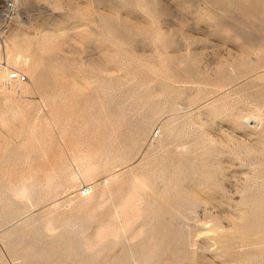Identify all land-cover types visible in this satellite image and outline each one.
<instances>
[{
    "label": "rangeland",
    "instance_id": "rangeland-1",
    "mask_svg": "<svg viewBox=\"0 0 264 264\" xmlns=\"http://www.w3.org/2000/svg\"><path fill=\"white\" fill-rule=\"evenodd\" d=\"M263 28L264 0H0V44H10L13 50L30 51L39 63L32 75L20 69L28 76L20 91L19 84L7 83L6 74L0 72V264H35V261L36 264H79L81 261L85 264L92 261L91 264H138L142 261V264H264V216L259 214L263 212H259L260 209L264 210ZM41 56H44L42 60H38ZM6 57L3 55L0 60L6 61ZM6 62L11 66L10 61ZM75 72L78 74L74 77L71 73ZM51 75L53 80H50ZM54 80L60 82L56 84ZM53 82L57 86L51 84ZM41 83L43 87L39 85ZM91 84L95 85L90 88ZM92 89L100 95L95 96ZM88 94L93 97L88 98ZM89 102H93L92 105ZM172 104L176 105V110ZM92 106L95 107L93 114ZM88 107L91 113L86 109ZM163 108L169 109L162 111ZM83 110L90 116L87 117L85 114L88 113L84 114ZM113 110L119 115L116 116ZM76 111L80 113L76 114ZM81 112L82 115H78ZM119 112L124 116L127 113V121ZM113 113L123 120H116ZM112 116L121 124L126 121L125 124L115 123ZM101 118L109 121L111 126L103 125ZM82 120L87 127L82 126H85ZM137 120L145 121L138 123L140 127L141 124L146 126L149 135L144 128L145 132L139 129ZM136 123L140 135L146 137H142L144 144L137 132L138 139L134 135L133 138L142 141L141 144L132 138L137 131ZM104 126L108 128L105 130ZM166 129L172 133L168 135ZM94 131L99 135H94ZM163 134L166 139L162 138ZM180 135L184 139H179ZM160 139L165 141L163 146H160ZM185 153L190 155L188 159ZM149 157L154 167L145 164L151 162ZM158 160L164 164L163 168L156 163ZM40 165L46 167L41 172ZM140 165L149 166V175L145 171V175L140 176L141 170H146ZM155 165L159 166V172ZM34 167L40 175L33 173ZM46 169L51 174L53 171L55 176L49 177L51 174ZM22 172H27L25 178L31 173L30 181L24 180ZM46 173H49L48 177ZM130 173L131 176L139 175L130 178ZM161 174L162 183L159 181ZM125 175L132 181H124ZM34 176H37L36 180ZM56 176H60L59 179ZM20 177L22 180L19 181ZM64 178L71 182L77 178V187L75 182L66 184ZM23 180L29 183L24 184ZM41 181L45 183L41 184ZM123 182L126 183L124 186L121 185ZM60 183H65L68 188ZM91 186L93 196L90 193L79 195L83 187ZM145 187L150 193L146 194ZM113 192H117L116 195ZM120 192H126L127 197L122 199L126 195ZM148 195L150 199H147ZM132 198H135L133 203ZM24 200L26 208L21 207L25 205H21ZM121 202L127 205L123 206L124 210ZM116 204H121L120 209ZM109 206H114L112 210L117 211L110 210ZM154 206H158V210ZM143 208H149V211H143ZM125 209L132 215L125 214ZM120 210L123 211L121 215L115 214ZM142 212L150 215L142 216ZM131 219L138 222L134 224ZM248 220L251 224L258 221L254 228L262 225L261 228L258 226L260 232L258 227L249 231L253 225L248 224ZM158 221L160 225L156 223ZM246 224L252 228L247 230L250 226L245 228ZM243 226L247 233L243 232ZM84 227L86 231L82 230ZM12 239L14 242L10 241ZM37 243H41L40 246ZM54 249L60 251L55 255ZM146 252L151 254L146 256ZM47 259L49 261L44 263Z\"/></svg>",
    "mask_w": 264,
    "mask_h": 264
},
{
    "label": "bare ground",
    "instance_id": "bare-ground-1",
    "mask_svg": "<svg viewBox=\"0 0 264 264\" xmlns=\"http://www.w3.org/2000/svg\"><path fill=\"white\" fill-rule=\"evenodd\" d=\"M263 29H264V28H263ZM263 33H264V31H263ZM262 36H263V34H262ZM44 39H45V38H44ZM44 39H43V40H44ZM46 39H48V38H46ZM262 39H263V38H262ZM49 40H51V39H49ZM17 41H19V40H17ZM44 41H45V40H44ZM47 41H48V40H47ZM261 41H262V40H261ZM4 42H5V41H4ZM262 42H264V41H262ZM10 43H11V41H10ZM17 43H18V42H17ZM19 43H20V42H19ZM41 43L43 44V42H41ZM1 44H2V43H1ZM1 44H0V57L3 56V55H4V57H5V55H7L6 58H8V59H6V61H7V60L10 61L11 63H10V62H9V63L11 64V66H12V64H13V66L16 67V69H19V71H20V69H22V70H26L30 75H32L33 73L36 72V70H37V65L39 64L38 61H36V59L34 58V57H36V55L33 57V56L31 55L30 51L23 52L22 49H21V50H18V49H17V50H13V49H14L13 46H12L13 49L9 47L10 44H9V45H6V44H5L6 47H5V45H1ZM3 44H4V43H3ZM32 44H33V43H32ZM262 44L264 45V43H262ZM262 44H260V45H262ZM27 46H28V45H27ZM32 46H34V45H32ZM36 46H37V45H36ZM260 47H261V46H260ZM18 48H20V47H18ZM32 48H33V47H32ZM38 48H39V47H37V50H39V52H40V49H38ZM29 49H30V46H29ZM27 50H28V48H27ZM31 51H32V50H31ZM32 52H33V51H32ZM45 52H46V51H45ZM50 52H51V51H50ZM35 53H36V52H35ZM35 53H34V54H35ZM32 54H33V53H32ZM40 54H41V53H40ZM44 54H45V53H44ZM41 55H42V54H41ZM46 55H47V54H46ZM44 56H45V55H44ZM44 56H43V57H44ZM48 56L50 57V54H49ZM43 57L41 56V59H40V58H37V59H38V60H42ZM45 57H46V59H48L47 56H45ZM0 61H2V60H0ZM43 61H44V59H43ZM262 61H264V60L262 59L261 62H262ZM43 63H44V62H43ZM244 63H245V62H244ZM244 63H243V64H244ZM245 65H246V64H245ZM249 66H250V65H249ZM14 67H13V68H14ZM41 68H42V67H41ZM41 70H42V69H40V71H41ZM244 70H245V69H244ZM38 71H39V70H38ZM40 71H39V73H40ZM44 71H45V70H44ZM0 72H1V74H3V73L6 74V76H4V75H3V76L6 77V80H5V81H6L7 83L16 82L17 84H19V86H17V88L19 87V88H18L19 91H20V86H22V84H23L24 82H26L27 79H28V76H27L24 72L20 71V72H21V77H20L19 79L15 80V81H11V82H10V81L7 79V70L4 69V70H2V71H0ZM46 72H47V70H46ZM48 72H49V71H48ZM48 72H47V73H48ZM72 73H73V72H72ZM72 73H71L72 76H74L75 74H78V73H76V72H75L74 74H72ZM49 74H51V73H49ZM56 74H57V73H56ZM34 75H35V74H34ZM53 75H54V73H53ZM1 76H2V75H1ZM39 76H40V74H39ZM35 77H37V75H36ZM50 77H51V78H50V80H51V79H52V75H51ZM53 77H54V76H53ZM58 77H59V76H58ZM61 77H62V76H61ZM74 77H75V76H74ZM2 78H3V77H2ZM64 78H65V76H64ZM72 78H73V77H72ZM72 78H71V79H72ZM76 78H78V75H77ZM4 79H5V78H4ZM4 79H3V80H4ZM35 79H36V78H35ZM37 79H40V78L37 77ZM62 79H63V78H62ZM79 79H80V77H79ZM32 80H33V78H32ZM44 80H45V79H44ZM52 80H53V79H52ZM77 80H78V79H77ZM40 81H41V80H40ZM55 81H56V80H54V82H55ZM57 81L60 82V80H57ZM57 81H56V84H57ZM38 82H39V81H37V83H38ZM41 82L43 83V80H42ZM45 82H46V81H45ZM54 82L51 83V84H55ZM59 82H58V83H59ZM1 83H2V82H1ZM4 83H5V82H4ZM39 83H40V82H39ZM42 83L39 84V85L41 86ZM71 83H72V81H71ZM56 84H55V85H56ZM68 84H69V83H68ZM68 84H67V85H68ZM84 84H89V82H88V83H84ZM3 85H4V84H3ZM24 85H25V84H24ZM27 85H28V84H27ZM39 85H38V87H40ZM49 85H50V84H49ZM55 85H54V86H55ZM58 85H59V84H58ZM67 85H66V86H67ZM69 85H71V84H69ZM94 85H95V84H94ZM94 85L91 84L90 88H91L92 86H94ZM4 86H5V85H4ZM4 86H3V87H4ZM56 86H57V85H56ZM56 86H55V87H56ZM9 87H10V85H9ZM12 87H13V86H12ZM30 87H31V86H30ZM41 87H43V86H41ZM52 87H53V86H52ZM52 87H51V88H52ZM55 87H54V88H55ZM96 87H97V86H96ZM96 87H93V88H96ZM111 87H112V86H111ZM4 88H5V87H4ZM17 88H16V89H17ZM56 88H57V87H56ZM60 88H62V87L60 86ZM100 88H101V87H100ZM16 89H15V90H16ZM18 89H17V90H18ZM27 89H28V88L26 87V90H27ZM32 89H33V85H32ZM67 89H68V87H67ZM98 89H99V87H98ZM106 89H108V88H106ZM26 90H25V91H26ZM55 90H56V89H55ZM55 90H54V89H51V91H55ZM58 90L60 91V89H58ZM58 90H57V91H58ZM92 90H93V89H92ZM96 90H97V88L95 89V91H96ZM100 90H101V89H100ZM102 90H103V89H102ZM102 90H101V91H102ZM22 91H23V90H22ZM22 91H21V92H22ZM28 91H29V90H28ZM30 91H31V90H30ZM57 91H55V92H57ZM64 91H65V89H64ZM90 91H91V90H90ZM90 91H88V92H90ZM93 91H94V90H93ZM93 91H92V92H93ZM95 91H94V92H95ZM97 91H98V90H97ZM31 92H33V91H31ZM44 92H45V91H44ZM46 92H47V89H46ZM98 92H99V91H98ZM107 92H108V91H107ZM22 93H23V92H22ZM41 93H42V92H41ZM47 93H48V92H47ZM64 93H65V92H64ZM75 93H76V92H75ZM99 93H100V92H99ZM99 93H97V94H99ZM103 93H104V90H103ZM108 93L111 94L110 92H108ZM108 93H107V95H109ZM24 94H25V93H24ZM29 94H30V93H29ZM90 94H91V92H90ZM90 94H88V95H90ZM92 94H93V93H92ZM95 94H96V92L94 93V95H95ZM97 94H96L95 96H97ZM43 95H45V93H44ZM46 95H47V94H46ZM46 95H45V96H46ZM68 95H69V94H68ZM88 95H87V97H88ZM99 95H100V94H99ZM111 96L113 97V95H111ZM63 97H64V96H63ZM90 97L92 98L93 96L90 95L88 98H90ZM112 97H110V100H111ZM76 98H77V96H76ZM114 98H115V96H114L112 99H114ZM77 99H78V98H77ZM95 99H96V98H95ZM95 99H94L95 102H96V100L98 101V99H96V100H95ZM104 99H105V98H104ZM104 99H101V100L104 101ZM73 100L75 101V99H73ZM106 100H108V98H107ZM114 100H115V99H114ZM114 100H113V101H114ZM90 101H91V100H90ZM102 101H100V102H102ZM113 101H111V102H112V104L115 105L116 103H113ZM67 102H68V100H67ZM98 102H99V101H98ZM98 102H97V103H98ZM108 102H109V100H108ZM173 102H174V101H173ZM69 103H70V102H69ZM74 103H75V102H74ZM90 103H91V102H89V104H90ZM92 103H93V102H92ZM92 103H91V105H92ZM106 103H107V102H106ZM31 104H32V103H31ZM71 104H72V103H71ZM83 104H84V103H83ZM98 104L101 106L100 103H98ZM98 104H96V105H98ZM109 104H110V103H109ZM109 104H108V105L105 104V105H107V107L103 105V110H104L105 107L108 108ZM175 104H177V103L175 102ZM110 105H111V104H110ZM172 105H173V104H172ZM70 106H71V105H70ZM72 106H73V105H72ZM83 106H84V105H83ZM93 106H95V104H93ZM93 106H92V108H91L92 110H91L89 107L86 108V109H88V110L90 109L91 112H92V111H94L93 109L95 108V107L93 108ZM165 106H166V105H165ZM165 106H164V107H165ZM167 106H168V105H167ZM96 107H97V106H96ZM114 107H115V106H114ZM173 107H174V105H173ZM177 107H178V105H177ZM73 108H74V107H73ZM98 108H99V106H98ZM98 108H97V110H98ZM174 108H175V110H176V105H175ZM174 108H172V109L174 110ZM108 109L110 110L111 108H108ZM123 109H124V108H123ZM163 109H164V108H163ZM168 109H169V108H167V109L165 108V109L162 110V111H166V110H168ZM170 109H171V108H170ZM90 110H89L88 112H90ZM99 110H100V109H99ZM101 110H102V108H101ZM109 110H108V111H109ZM117 110H119V109H117ZM117 110H116V111H117ZM120 110H121V109H120ZM173 110H171V111H172V112H175V111H173ZM66 111H67V110H66ZM69 111H70V110H69ZM73 111H74V110H73ZM83 111H85V110H83ZM104 111H105V110H104ZM104 111H102V112L104 113ZM106 111H107V110H106ZM106 111H105V112H106ZM113 111H115V110H113ZM116 111H115V114L117 113ZM122 111H123V110H122ZM122 111H121V113H122ZM124 111H125V110H124ZM124 111H123V112H124ZM160 111H161V110H160ZM177 111H178V110H177ZM78 112H79V111H76V114H77ZM86 112H87V111H85L84 114H85ZM88 112H87V113H88ZM91 112H90V113H91ZM97 112H99V111H97ZM169 112H170V110H169ZM169 112H167V113L169 114ZM61 113H62V112H61ZM69 113H70V116H71V112H69ZM79 113H80V112H79ZM94 113H95V112H94ZM100 113H101V112H99V114H100ZM111 113H112V112H111ZM119 113H120V112H119ZM121 113H120V114H121ZM31 114H32V113H31ZM66 114H67V113H66ZM66 114H65V115H66ZM74 114H75V113H74ZM74 114H73V116H74ZM92 114H93V112H92ZM115 114L113 113V116H115ZM126 114H127V113H126ZM126 114H125V116H126ZM171 114H172V113H171ZM25 115H27V114H25ZM25 115H24V116H25ZM58 115H59V112H58ZM61 115H62V114H61ZM67 115H69V114H67ZM78 115H82V112H81V114H78ZM78 115H77V116H78ZM85 115H86L87 117H88V115L90 116L89 113H88V114H85ZM95 115H98V113L95 114ZM100 115H101V114H100ZM117 115H119V114H116V116H117ZM122 115L124 116V114H121V118H123ZM62 116H63V115H62ZM83 116H84V115H83ZM86 116L84 117V119L86 118ZM102 116H103V115H102ZM106 116H108V115H106ZM106 116H105V117H106ZM110 116H111V114H110ZM113 116H112L113 121H115V119L117 120L118 117L115 116L116 118L114 119ZM125 116H124V119H125ZM35 117H36V115H35ZM59 117H60V116H59ZM91 117H92V115H91ZM96 117H97V116H96ZM105 117H103V118H105ZM126 117H127V116H126ZM23 118H26V117H23ZM57 118H58V116H57ZM57 118H56V120H57ZM64 118H65V116H64ZM64 118H63V119H64ZM68 118H69V117H68ZM70 118H71V117H70ZM75 118H76V117L74 116V119H75ZM78 118H79V117H78ZM81 118H82V117H81ZM89 118H90V117H89ZM89 118H87V119H89ZM93 118H94V117H93ZM97 118H98V117H97ZM108 118H109V117H108ZM119 118H120V117H119ZM119 118H118V119H119ZM127 118H128V117H127ZM127 118L125 119L126 121H127ZM28 119H29V118H28ZM39 119H41V118H39ZM60 119H61V118H60ZM63 119H62V120H63ZM91 119H92V118H91ZM99 119H100V118H98V120H99ZM109 119L112 120L111 117H110ZM170 119H171V118H170ZM170 119L167 120V121H170ZM32 120H34V119H32ZM37 120H38V119H37ZM75 120H76V119H75ZM94 120L96 121L95 118H94ZM101 120L103 121L104 119L101 118ZM121 120H123V119H121ZM121 120L119 119V121H121ZM144 120H145V119H144ZM146 120H147V119H146ZM146 120H145V121H146ZM171 120H172V119H171ZM41 121H42V120H41ZM68 121H69V120H68ZM68 121H67V122H68ZM77 121H79L80 124H81V119H80V118H79V120L77 119ZM77 121H76V122H77ZM86 121H87V120H86ZM88 121H90V119H89ZM92 121H93V120H92ZM95 121H94V122H95ZM104 121H105V122H104ZM104 121H103V125H104V123L106 124V123L109 122V121L106 122V120H104ZM126 121H125V122H126ZM138 121H139V120H137V123H138ZM145 121H143V122L139 121V122H141V123L144 124ZM34 122H36V120H35ZM57 122H58V121H57ZM59 122H60V121H59ZM117 122H118V121H117ZM117 122L115 121V123H117ZM123 122H124V121H123ZM125 122H124L123 124H125ZM62 123H63V122H62ZM82 123H83V120H82ZM88 123H89V122H88ZM95 123H97V122H95ZM110 123H111V122H110ZM113 123H114V122H112V124H113ZM118 123H120V122H118ZM137 123H136V130H137V131L134 130V131H135V134H132V138H133V135L135 136V138H137V135H138V136L140 135V132H141V131H139V130L137 129V125L139 124V127H140V123H138V124H137ZM146 123H147V121H146ZM166 123H167V122H166ZM169 123H171L170 125H172L173 122L171 121V122H169ZM169 123H168V125H169ZM60 124H61V123H60ZM64 124H65V123H64ZM64 124H63V125H64ZM74 124H75V123H74ZM83 124H85V121H84ZM120 124H121V123H120ZM123 124H121V126H123ZM148 124H149V123H148ZM61 125H62V124H61ZM100 125H102V122H101ZM107 125L111 126V124H109V123H108ZM118 125H119V124H118ZM128 125H129V124H128ZM134 125H135V124H134ZM134 125H133V126H134ZM82 126H83V127H87L88 124H87V125L85 124V126H84V125H82ZM93 126H94V125H93ZM95 126H96V125H95ZM95 126H94V128H96ZM121 126H120V127H121ZM142 126H143V127H142ZM144 126H145V125H142V124H141V127H140L139 129H140V130H143V128H144V129L146 130L147 128H145L146 126H145V127H144ZM60 127H61V130H62V126H60ZM64 127H67V128H68V126H64ZM64 127H63V130H64ZM97 127H98V126H97ZM112 127H113V126H112ZM112 127H111V129H112ZM115 127L118 128L119 126H116V125H115ZM163 127H165V126H163ZM166 127H167V126H166ZM168 127H170V126H168ZM168 127H167V128H168ZM67 128H65V130H67ZM98 128H99V127H98ZM103 128L105 129V126H104ZM107 128H108V126H107ZM107 128H106V129H107ZM113 128H114V127H113ZM129 128H130V126H129ZM134 128H135V126H134ZM170 128H171V127H170ZM170 128H169V129H170ZM85 129H86V128H85ZM88 129H89V128H88ZM90 129H91V128H90ZM106 129H105V130H106ZM169 129H168V130H169ZM114 130H115V129H114ZM131 130H132V129H131ZM147 130H148V129H147ZM147 130H146V131H147ZM174 130H175V129H174ZM86 131H87V130H86ZM95 131L97 132L98 129L95 130ZM95 131H94V133H95L94 135L97 136L98 133H96ZM100 131L103 132L104 130L101 128ZM111 131L114 132L113 130H111ZM115 131H116V130H115ZM143 131H144V130H143ZM88 132H89V131H88ZM91 132H92V130H91ZM102 132H100V133H102ZM131 132H133V131H131ZM136 132H137V135H136ZM144 132H145V131H144ZM144 132H142L141 134H143ZM166 132H168L167 129H166ZM169 132H171V130H169ZM169 132H168V135H169ZM177 132H179V131H177ZM148 133H149V132L147 131V135H149ZM171 133H172V132H171ZM171 133H170V134H171ZM65 134H66V133H65ZM175 134H176V133H175ZM177 134H178V133H177ZM177 134H176V136H177ZM98 135H99V134H98ZM103 135H105V133H103ZM168 135H167V136H168ZM171 135H172V134H171ZM101 136H102V134H101ZM140 137H141V138L144 137V134H143V136L140 135ZM163 137H164V134L162 135V138H163ZM171 137H172V136H170V139L172 140L173 137H172V138H171ZM135 138H133V140H134ZM145 138H146V137H144V139H145ZM159 138H160V137H159ZM178 138H179V136H178ZM181 138H183V137L180 135V138H179V139H181ZM137 139H138V138H137ZM137 139L134 140V141L137 142V141H138ZM144 139L142 138L143 144H144ZM163 139H166V138H163ZM163 139H162V140L160 139V142H159V143H160V146H163V145H164V142H165V141H164ZM179 139H177V140H179ZM183 139H184V138H183ZM183 139H182V140H183ZM185 139H187V138H185ZM140 140H141V139H140ZM158 140H159V139H158ZM167 140H168V138H167ZM177 140H176V141H177ZM142 141H141V142H142ZM145 141H146V140H145ZM156 141H157V140H156ZM176 141H175V142H176ZM67 142H68V141H67ZM138 142H140V141H138ZM138 142H137V143H138ZM141 142H140V144H141ZM154 142H155V141H154ZM168 142H169V141H168ZM171 142H172V141H171ZM182 142H184V141H182ZM137 143H135V145H134V149H135V146L137 145ZM157 143H158V141H157ZM185 143H186V142H185ZM185 143H184V144L182 143V144L185 145ZM152 144H153V143H152ZM152 144H151V147H154V146H152ZM171 144H173V143H171ZM148 145H149V144H148ZM179 145H181V144H179ZM165 146H167V145L165 144ZM175 146H176V144H175ZM171 147H174V146H171ZM69 148H70V147H69ZM163 148H164V147H163ZM165 148H166V147H165ZM179 148H180V147H179ZM70 149H71V148H70ZM153 149H154V148H153ZM155 149H156V148H155ZM157 149H158V147H157ZM157 149H156V150H157ZM168 149H169V147H168ZM174 149H175V148H174ZM177 149H178V145H177ZM71 150H72V149H71ZM160 150H161V149H160ZM165 150H166V149H165ZM170 150L173 152L172 149H170ZM147 151H148V150H147ZM152 151H153V150H152ZM187 151H188V149H187ZM77 152H78V151H77ZM79 152H80V151H79ZM132 152H134V151H132ZM135 152H136V150H135ZM176 152H177V151H176ZM137 153H138V152H137ZM137 153H136V154H137ZM155 153H156V152H155ZM158 153H159V151H158ZM163 153H165V152H163ZM173 153H174V152H173ZM178 153H179V152H178ZM182 153H184V152H182ZM124 154H125V153H124ZM124 154H123V156H124ZM165 154H167V153H165ZM168 154L173 156V154H171V153H168ZM174 154H176V153H174ZM179 154H180V153H179ZM179 154H177L178 157L180 156ZM185 154H186V153H185ZM185 154H183V155H185ZM188 154H190V152H188ZM188 154H186L187 156L185 155V157H186L187 159H188L189 156H190V155L188 156ZM121 155H122V154H121ZM128 155H129V153H128ZM128 155H126V158H127ZM157 155H158V154H157ZM76 156H77V155H76ZM79 156H80V154H79ZM129 156H130V155H129ZM164 156H165V155H164ZM167 156H168V155H167ZM80 157H81V156H80ZM114 157H115V156H114ZM116 157H117V156H116ZM146 157H147V156H146ZM170 157H171V156H170ZM175 157H176V156H175ZM182 157H184V156H182ZM182 157H181V158H182ZM185 157H184V158H185ZM74 158H75V157H74ZM109 158H110V156H109ZM109 158H108L107 160H109ZM144 158H145V157H144ZM153 158H154V157H153ZM160 158H161V157H160ZM160 158H159V159H160ZM173 158H174V157H173ZM176 158H177V157H176ZM81 159H82V158H81ZM115 159H116V158H115ZM124 159H125V157H124ZM149 159H150V157H149ZM149 159H148V160H149ZM163 159H164V158H163ZM167 159H168V158H167ZM177 159H179V158H177ZM191 159L193 160V158H191ZM62 160H63V159H62ZM78 160H79V159H78ZM83 160H86V159H83ZM105 160H106V157H105ZM105 160H104V161H105ZM152 160H153V159H152ZM154 160H155V159H154ZM154 160H153V161H154ZM160 160H161V159H160ZM172 160H173V159H172ZM174 160H175V159H174ZM58 161H59V159H58ZM113 161H114V160H113ZM117 161H118V160L116 159V162H117ZM149 161H151V159H150ZM158 161H159V160H158ZM158 161H157L156 163H159V164H160V161H159V162H158ZM165 161H166V159L164 160V162H165ZM178 161H179V160H178ZM180 161H181V160H180ZM184 161H185V160H184ZM75 162H76V161H75ZM79 162H80V161H79ZM85 162H86V161H84V163H85ZM91 162H92V161H91ZM105 162H106V161H105ZM107 162H108V161H107ZM109 162H111V161H109ZM116 162H114V163H116ZM118 162H119V161H118ZM125 162H126V161H125ZM151 162H152V161H151ZM151 162H149L150 164H149V163H145V164L150 165V168L152 167L151 165H153V167H154V163L152 162L153 164H151ZM174 162H175V161H174ZM56 163H57V161H56ZM59 163H61V160L59 161ZM66 163H67V162H66ZM102 163H104V162H102ZM142 163H143V162H142ZM142 163H140V164H142ZM176 163L178 164V162H176ZM54 164H55V163H54ZM57 164H58V163H57ZM78 164H80V163H78ZM86 164H87V163H86ZM93 164H94V163H93ZM107 164H109V163H107ZM110 164H111V163H110ZM110 164H109V165H110ZM121 164H122V163H121ZM145 164H144V165H145ZM162 164H163V163H162ZM162 164H160V165H161L160 168H163ZM191 164H192V162H191ZM30 165H32V164H30ZM37 165H38V164H37ZM60 165H61V164H60ZM62 165H63V164H62ZM65 165H67V164H65ZM76 165H77V163H76ZM80 165H82V164H80ZM116 165H118V163H117ZM147 165H146V166H147ZM157 165H158V164H157ZM163 165H164V164H163ZM189 165H190V163H189ZM40 166H41V165H40ZM46 166H47V165H46ZM52 166H53V165H52ZM67 166H68V165H67ZM86 166H87V165H86ZM107 166H108V165H107ZM113 166L115 167V164H114ZM140 166H141V165H140ZM140 166H139V167H140ZM142 166H143V164H142ZM142 166H141V167H142ZM174 166H176V164H174ZM182 166H184V163H183ZM29 167H30V166H29ZM32 167H33V165L31 166V168H32ZM41 167H42V166H41ZM43 167H44V166H43ZM43 167H42V168H43ZM49 167H50V166H49ZM49 167H48V168H49ZM62 167H63V166H62ZM111 167H112V166H111ZM114 167H113V170H114ZM147 167L149 168V166H147ZM147 167H142V168H146V170H144V171L141 170V174H140V176H142V175L144 176L145 174L147 175V173H148V175H149L150 172H147ZM158 167H159V166H158ZM158 167H156V165H155V168H156V169H158ZM165 167H166V166H165ZM168 167H169V164H168ZM35 168H36V167H34V169H33V171H34L33 173H35V175H40L38 172H36L38 169L36 170ZM37 168H39V166H38ZM45 168H46V167H45ZM45 168L40 169L39 172H41V170H44ZM50 168H51V167H50ZM54 168H55V165H54L53 169H54ZM66 168H69V167H66ZM71 168H72V167H71ZM115 168H116V167H115ZM134 168H135V167H134ZM137 168H138V167H137ZM142 168H140V169H142ZM169 168H170V167H169ZM179 168H180V167H179ZM25 169H26V168H25ZM72 169H73V168H72ZM72 169H71V170H72ZM78 169H79V168H78ZM90 169H91V168H90ZM106 169H107V168H106ZM153 169H154V168H153ZM166 169H167V168H166ZM176 169H177V168H176ZM191 169H192V168H191ZM29 170L32 171V169H29ZM35 170H36V171H35ZM46 170H47V169H46ZM46 170L44 171V173L46 172ZM51 170H52V168H51ZM59 170H60V169H59V166H58V170H57V171L59 172ZM71 170H70V171H71ZM86 170H87V169H86ZM94 170H95V169H94ZM94 170H93V171H94ZM130 170H131V169H130ZM137 170H138V169H136V171H134V172H137ZM162 170H165V169H162ZM168 170H170V169H168ZM184 170H185V169H184ZM47 171H48V170H47ZM67 171H68V170H67ZM80 171H81V170H80ZM139 171H140V170H139ZM139 171H138V172H139ZM145 171H146V172H145ZM149 171H150V170H149ZM27 172H29V171L27 170ZM27 172H26L25 174H23L24 172H22L23 177H24V175L27 176ZM48 172H50V171H48ZM65 172H66V169H65ZM68 172H69V171H68ZM88 172H89V171H88ZM129 172H131V171H129ZM143 172H145V174H143ZM151 172H152V171H151ZM153 172H154V171H153ZM157 172H159V169H158ZM157 172H156V173H157ZM160 172H161V170H160ZM171 172H172V171H170L169 173H171ZM179 172H180V175H181V171H179V169H178V173H179ZM184 172H187V170H185ZM37 173H38V174H37ZM44 173H43V174H44ZM54 173L56 174L57 172L54 171ZM62 173H64V171H63ZM75 173H76V172H75ZM163 173H164V171H163ZM167 173H168V172H167ZM173 173H174V172H172V174H173ZM41 174H42V173H41ZM47 174L49 175V173H46L45 176L48 177ZM50 174H51V172H50ZM52 174H53V171H52ZM52 174H51V176H49V177H52ZM66 174H67V173H66ZM69 174H70V173H69ZM69 174H67V175H69ZM71 174H72V171H71ZM78 174H79V173H78ZM91 174H92V173H91ZM91 174H90V175H91ZM125 174H126V173H125ZM132 174H133V173H132ZM157 174H159V173H157ZM17 175H18V174H17ZM30 175H31V173L29 174L28 177L31 178ZM56 175H59V173H57ZM61 175H62V174H61ZM61 175H60V176H61ZM90 175H89V176H90ZM113 175H114V174H113ZM115 175H116V174H115ZM123 175H124V174H123ZM134 175H139V174L136 173V174H134ZM134 175L131 176V173H130L129 176H130V178H132ZM165 175H166V174H165ZM186 175H187V174H186ZM18 176H19V175H18ZM18 176H17V177H18ZM20 176H21V174H20ZM54 176H55V175L53 174V177H54ZM60 176H59V177H60ZM62 176H64V175H62ZM72 176H73V175H72ZM72 176H71V177H72ZM87 176H88V175H87ZM111 176H112V174H111ZM126 176L128 177V175H125V176H123V177L126 178ZM143 176H142V177H143ZM153 176H154V173H153ZM183 176H184V175H183ZM21 177H22V176H21ZM21 177H20L19 181L22 180L23 177H22V178H21ZM28 177H26V178L29 179L28 181H30V178H28ZM34 177H36V178L34 179V180H36V179H37V176H34ZM56 177H57V176H56ZM59 177H57V178L59 179ZM64 177H65V176H64ZM76 177H77V175H76ZM116 177H117V176H116ZM123 177H122V178H123ZM147 177H148V176H147ZM147 177H146V178H147ZM156 177H157V175H156ZM158 177H159V176H158ZM158 177H157V178H158ZM174 177H175V176H173V178H174ZM181 177H182V176H181ZM24 178H25V177H24ZM26 178H25L24 180H27ZM40 178H41V177H40ZM44 178H45V177H44ZM57 178H56V179L54 178V179L57 180ZM78 178H79V176H78ZM84 178H86V177L84 176ZM112 178H113V177H112ZM128 178H129V177H128ZM128 178L124 179V181H125V180H128ZM133 178H134V177H133ZM144 178H145V177H144ZM148 178H150V176H149ZM148 178H147V180H148ZM157 178H156V179H157ZM159 178H162V180H161V179L159 180L160 183H162V181H164V179H163V175L161 174V176H160ZM66 179H68V176H67ZM69 179H70V178H69ZM72 179H73V178H71V180H72ZM10 180H12V179H10ZM16 180H17V179H16ZM24 180H23V183H24V184L29 183V182H27V181H26V183H25ZM43 180H44V179H43ZM62 180H63V179H62ZM64 180H65V178H64ZM111 180H112V179H111ZM135 180H137V179H135ZM147 180H146V181H147ZM150 180H151V179H149V181H150ZM167 180H168V179H167ZM172 180H173V179H172ZM207 180H208V179H207ZM14 181H15V180H14ZM44 181H45V180H44ZM57 181H58V180H57ZM66 181H67V180H65L64 182L66 183ZM68 181H69V180H68ZM68 181H67L66 184H68V183L71 182V181H69V182H68ZM75 181L78 182L77 178H76V180H72L73 183H74ZM112 181H113V180H112ZM115 181H118V180H115ZM119 181H120V180H119ZM122 181H123V179H122ZM128 181L130 182V181H132V180H128ZM128 181H127V182H128ZM146 181H145V184L147 185L148 183H146ZM155 181H157V180H155ZM169 181H170V179H169ZM37 182H38V181H37ZM48 182H49V181H48ZM50 182H51V181H50ZM50 182H49V183H50ZM54 182L56 183V181H54ZM58 182H59V181H58ZM58 182H57V183H58ZM62 182H63V181H62ZM72 182H71V183H72ZM113 182H114V181H113ZM170 182H171V181H170ZM12 183H13V182H12ZM12 183H9V184H12ZM14 183H15V182H14ZM23 183H22V184H23ZM42 183H45V182L41 181V184H42ZM65 183H60V184H61L63 187H66L67 185L64 186ZM73 183H72V184H73ZM119 183H120V182H119ZM124 183H125V182H123L121 185H123ZM149 183H150V182H149ZM151 183H152V180H151ZM156 183H158V185H159V182H158V181H157ZM35 184H36V183H35ZM72 184H70V185L73 186ZM75 184H76V182H75ZM125 184H126V183H125ZM130 184L132 185V182H131ZM37 185H39V184H37ZM43 185H44V184H43ZM61 185H59V186H60V188L62 189V186H61ZM68 185H69V184H68ZM118 185H119V184H118ZM131 185H130V187H131ZM156 185H157V184H156ZM172 185H174V183H172ZM7 186L10 187V185H6V187H7ZM11 186H12V185H11ZM25 186H26V185H25ZM48 186H50V185H48ZM74 186L77 187V184L74 185ZM123 186H124V185H123ZM123 186H122V188H123ZM128 186H129V184L127 185V187H128ZM143 186H144V185H143ZM151 186H152V185L150 184L149 187L151 188ZM9 187H8V189L11 190L12 188H9ZM27 187H28V186H27ZM39 187H40V185H39ZM46 187H47V185H46ZM52 187H53V184H52ZM125 187H126V186H125ZM130 187H128V188L130 189ZM37 188H38V186H37ZM41 188H42V186H41ZM41 188H40V189H41ZM67 188H68V186H67ZM111 188H112V187H111ZM114 188H116V186H114ZM145 188H146V187H145ZM150 188H149V189H150ZM43 189H47V188H44V186H43ZM52 189L54 190V188H52ZM61 189H59V190H61ZM64 189H65V188H64ZM64 189H63V190H64ZM118 189H119V187L117 188V191H118ZM125 189H126L125 191H127V188H125ZM146 189H147V188H146ZM36 190H37V189H36ZM41 190H42V189H41ZM41 190H40V191H41ZM93 190H94V189H93V186L89 187V188H88V194L90 193V194L93 196V193H92ZM151 190H152V189H151ZM154 190H155V189H154ZM6 191H7V190H6ZM11 191H13V190H11ZM11 191H9V192H11ZM27 191H28V190H27ZM108 191H109V190H108ZM119 191H120V189H119ZM119 191H118V192H119ZM121 191H122V189H121ZM123 191H124V190H123ZM128 191H129V190H128ZM145 192H147L146 194L150 193V192H148V189H147ZM145 192H144V193H145ZM166 192H167V191H166ZM166 192H165V193H166ZM170 192H171V191H170ZM26 193H28V192H26ZM116 193H117V192H116ZM116 193L113 192V195H114V194L116 195ZM121 193H122V194H123V193L125 194L126 192H120V194H121ZM144 193H143V194H144ZM160 193H161V192H160ZM162 193H163V191H162ZM168 193H169V191H168ZM109 194H110V191H109ZM124 194H123V195H124ZM169 194H170V193H169ZM182 194H183V193H182ZM30 195H31V194H30ZM79 195H80V194H79ZM113 195H112V196H113ZM118 195H119V193H118ZM125 195H126V194H125ZM135 195H137V193H136ZM139 195H140V194H139ZM160 195H161V194H160ZM162 195H163V194H162ZM164 195H166V194H164ZM187 195H188V194H187ZM28 196H29V195H28ZM80 196H81V195H80ZM89 196H90V195H89ZM92 196H91V197H92ZM112 196H111V197H112ZM143 196H144V195H143ZM143 196H142V197H143ZM145 196H147V195H145ZM166 196H168V195H166ZM25 197H27V196H25ZM32 197H33V196H32ZM102 197H103V196H102ZM109 197H110V196H109ZM119 197H121V195H119ZM124 197H127V195H126V196H123L122 199H124ZM138 197H140V196H138ZM148 197H149V195H148ZM148 197H147V199H150V197H149V198H148ZM160 197H161V196H160ZM162 197H163V196H162ZM30 198H31V197H30ZM30 198H28V199H30ZM89 198H90V197H89ZM113 198H114V197H112V200H113ZM116 198H117V197H116ZM116 198H115V199H116ZM135 198H136V196H135ZM135 198H134V199H135ZM163 198H164V197H163ZM35 199H36V198H35ZM132 199H133V198H132ZM134 199L131 200V201H132L131 203H133V201H135ZM136 199H137V198H136ZM144 199H145V198H144ZM164 199L166 200L167 197L164 198ZM183 199H184V198H183ZM137 200H140V199H137ZM137 200H136V201H137ZM159 200H160V199H159ZM113 201H114V200H113ZM116 201H117V199L115 200L114 203H116ZM119 201H122V200L120 199ZM123 201H124V200H123ZM149 201H150V200H148V202H149ZM110 202H111V201H110ZM125 202H126V201H125ZM128 202H129V201H128ZM128 202H127V203H128ZM16 203H18V202L16 201ZM23 203L25 204L26 201H25V200H24V202L21 201V205H22ZM27 203H28V202H27ZM111 203H112V202H111ZM118 203H120V202H118ZM122 203H123V202H121V204H122ZM80 204H81V203H80ZM106 204H107V203H106ZM112 204H113V203H112ZM121 204H120V205H121ZM152 204L154 205L155 203H152ZM152 204H151V205H152ZM156 204H157V201H156ZM181 204H182V203H181ZM19 205H20V204H19ZM19 205H18V206H19ZM78 205H79V204H78ZM78 205H77V206H78ZM110 205H111V204H110ZM116 205H119V204H116ZM120 205L117 206V207H119L118 209H120ZM128 205H130V202H129ZM146 205H148V204H146ZM146 205H145V206H146ZM158 205H159V204H158ZM262 205H263V203H262ZM75 206H76V205H75ZM80 206H81V205H80ZM123 206L126 207L127 205H126V204H125V205L122 204V205H121V207L123 208L122 210H124V208H125V207H123ZM163 206H164V205H163ZM16 207H17V206H16ZM16 207H14V208H16ZM21 207H25V208H26V204L23 205V206H21ZM109 207H110V206H109ZM113 207H114V206H113ZM113 207H110V208H111L110 210H112ZM151 207H152V206H151ZM154 207H155V206H154ZM171 207H172V206H171ZM115 208H116V207H115ZM149 208H150V207H149ZM149 208H147V209H146V208H145V209L143 208V211L147 210V212H148V211H149V210H148ZM155 208L157 209L158 206L155 207ZM159 208H160V207H159ZM165 208H166V207H165ZM178 208H179V207H178ZM182 208H183V207H182ZM188 208H189V207H188ZM192 208H194V207H192ZM192 208H191V209H192ZM195 208H196V207H195ZM262 208L264 209V206H262ZM17 209H20V208L17 207ZM17 209H15V210H17ZM22 209H23V208H22ZM126 209H127V208H126ZM126 209H125V212H126ZM151 209H153V208H151ZM170 209H171V208H170ZM170 209H169V210H170ZM184 209H185V208H184ZM157 210H158V209H157ZM19 211H20V210H19ZM19 211H17V212H19ZM94 211H96V210H94ZM102 211H103V210H102ZM102 211H101V212H102ZM112 211H115V212H116L117 210L114 209V210H112ZM120 211H121V210H120ZM165 211H166V210H165ZM188 211H189V210H188ZM192 211H193V210H192ZM194 211H195V209H194ZM260 211H263V212H264V210H261V209L259 210V212H260ZM17 212H14V213H17ZM104 212H105V210H104ZM104 212H103V213H104ZM128 212H129V211H128ZM147 212H145V214H147ZM150 212H151V210H150ZM178 212H179V211H178ZM259 212H257V213H259ZM263 212H260V213H259L261 217H262V215L264 216V213H263ZM98 213H99V212H98ZM112 213H113V212H112ZM119 213H120V215H121V213H123V211L118 212V213H115V214H119ZM154 213H155V212H154V209H153V214H154ZM180 213H181V212H180ZM125 214H127V212H126ZM128 214H130V212H129ZM128 214H127V215H128ZM143 214H144V212H142V216H143ZM145 214H144V216H146ZM151 214H152V213H151ZM153 214H152V215H153ZM191 214H193V213H191ZM261 214H262V215H261ZM9 215H10V214H9ZM131 215H132V214H130L129 216H131ZM147 215H150V214L148 213ZM152 215H151V216H152ZM103 216H104V215H103ZM260 216H257V217H260ZM90 217H91V216H90ZM90 217H89V218H90ZM120 217H121V216H118L119 219H120ZM122 217H123V216H122ZM124 217H125V216H124ZM152 217H153V216H152ZM152 217H150L149 219L151 220ZM162 217H163V216H162ZM92 218H93V217H92ZM92 218H91V219H92ZM102 218H103V221H104V217H102ZM105 218H106V216H105ZM126 218H127V217H126ZM128 218H129V217H128ZM133 218H134V217H133ZM147 218H148V217H147ZM164 218H165V217H164ZM172 218H173V217H172ZM91 219H89V222H90ZM99 219H100V218H99ZM121 219H122V218H121ZM134 219H135V218H134ZM158 219H159V218H158ZM105 220H106V219H105ZM123 220H124V219H123ZM129 220H130V219H128L127 222H128ZM131 220H132V222L135 221V220H133V219H131ZM145 220H148V219H145ZM145 220H143V221H141V222H144ZM152 220H153V219H152ZM250 220H253V219L251 218ZM254 220H256V218H255ZM254 220H253V221H254ZM84 221L87 222V220H84ZM84 221H83L84 224H87V223H88V222L86 223V222H84ZM106 221H107V220H106ZM148 221H149V220H148ZM148 221H147V223H150V222H148ZM154 221H155V220H154ZM165 221H166V220H165ZM177 221H178V218H177ZM93 222H94V221H93ZM95 222H96V221H95ZM100 222H102V221H100ZM123 222H124V221H123ZM137 222H138V221H136V223H137ZM256 222H258V221H255L253 224H251L252 221L250 222V221L248 220V224L253 225V226H252L253 228L251 227V225H248V224L245 225V228H247V227L250 226L249 228H247V230L250 229V228H252L251 230H249V231H252V230L255 229L256 227L260 226V224H259L258 226H256V227L254 228V226H255L254 224H255ZM80 223H81V222H80ZM102 223H103V222H102ZM102 223H101V224H102ZM129 223H130V222H129ZM136 223L134 222V224H136ZM156 223H159V225H160V222H159V221L156 222ZM259 223H260V222H259ZM81 224H82V223H81ZM95 224H96V223H95ZM97 224H99V223H97ZM132 224H133V223H132ZM132 224H131V228L133 227ZM134 224H133V225H134ZM139 224L143 225V223H139ZM145 224H146V222H145ZM145 224H144V225H145ZM176 224H177V223H176ZM82 225H83V224H82ZM87 225L90 226V224H87ZM93 225H94V223H93ZM125 225H126V224H125ZM128 225H129V224H127V226H128ZM137 225H138V224H137ZM144 225H143V226H144ZM147 225H148V224H147ZM147 225H146V226H147ZM155 225H156V224H155ZM149 226H151V224H150ZM246 226H247V227H246ZM261 226H262V225H261ZM261 226H260V228H261ZM135 227H136V226H135ZM153 227H154V226H152V228H153ZM155 227H156V226H155ZM170 227H171V226H170ZM216 227H217V226H216ZM216 227H215V228H216ZM219 227H220V226H219ZM219 227H218V229H219ZM239 227H242V226H239ZM263 227H264V226H263ZM85 228H86V227H84L83 229L81 228V229H82V230H85ZM88 228H89V227H88ZM137 228H138V227H137ZM152 228H150V229L152 230ZM156 228H158V226H157ZM212 228H213V227H212ZM245 228H244V226H243L242 229L244 230ZM260 228H259V227L257 228V230H258L259 232H260ZM89 229H90V228H89ZM158 229H159V228H158ZM158 229H157V230H158ZM171 229H172V228H171ZM262 229H263L262 231H264V228H262ZM137 230H138V229H137ZM147 230H148V229H147ZM157 230H156V231H157ZM159 230H160V229H159ZM162 230H163V229H162ZM245 230H246V229H245ZM245 230H244L243 232H246V233H247V231H245ZM85 231H86V230H85ZM240 231H241V230H240ZM254 231H255V230H254ZM258 231L255 232V233H258ZM154 232H155V231H154ZM157 232H158V231H157ZM164 232H165V230H164ZM27 233H28V232H27ZM37 233H39V232H37ZM37 233H36V234H37ZM148 233H149V232H148ZM151 233H152V232H151ZM161 233H163V232H161ZM248 233H249V232H248ZM253 233H254V232H253ZM23 234H24V233H23ZM241 234H242V233H241ZM18 235H19V234H18ZM24 235H25V234H24ZM34 235H35V234H34ZM152 235H153V234H152ZM168 235H169V234H168ZM255 235H256V234H255ZM257 235H258V234H257ZM25 236H27V234H26ZM37 236H38V235H37ZM159 236H160V235H159ZM236 236H238V235H236ZM7 237H8V236H7ZM40 237H41V236H40ZM151 237H152V236H151ZM241 237H242V236H241ZM253 237H254V236H253ZM255 237H256V236H255ZM12 238H13V237H12ZM24 238H25V237H24ZM173 238H174V237H173ZM249 238H250V237H249ZM9 239H10V238H9ZM18 239H19V238H18ZM22 239H23V238H22ZM22 239H21V240H22ZM62 239H63V238H62ZM150 239H151V238H150ZM14 240H16V239H14ZM35 240H36V238H35ZM43 240H44V239H43ZM54 240H55V239H53L52 241H54ZM58 240H59V239H58ZM58 240H57V241H58ZM63 240H64V239H63ZM179 240H180V238H179ZM184 240H185V238H184ZM249 240H250V239H249ZM10 241H13V239L10 240ZM10 241L8 240V242H10ZM19 241H20V239H19ZM22 241H23V240H22ZM22 241H21V244H22ZM36 241H38V240H36ZM65 241H67V240H65ZM155 241H156V240H155ZM161 241H162V240H161ZM258 241H259V240H258ZM13 242H14V241H13ZM15 242H16V241H15ZM55 242H56V241H55ZM162 242H163V241H162ZM224 242H225V241H224ZM19 243H20V242H19ZM19 243H18V245H19ZM23 243H24V242H23ZM42 243H43V242H42ZM48 243L50 244V242H48ZM56 243H57V242H56ZM61 243H62V242H61ZM61 243L59 244V242H58L59 246L61 245ZM148 243H149V242H148ZM158 243H159V242H158ZM160 243H161V242H160ZM163 243H164V242H163ZM10 244H11V243H10ZM13 244H14V243H13ZM15 244H16V243H15ZM40 244H41V243H40ZM40 244L37 243V245H39V246H40ZM51 244H52V243H51ZM65 244H66V243H65ZM65 244H64V245H65ZM74 244H75V243H74ZM174 244H175V243H174ZM8 245H9V244H8ZM18 245H15V246H18ZM24 245H25V243H24ZM26 245H27V243H26ZM29 245H30V244H29ZM35 245H36V243H35ZM72 245H73V244H72ZM146 245H147V244H146ZM160 245H161V244H160ZM164 245H165V244H164ZM167 245H168V242H167ZM177 245H178V244H177ZM227 245H228V244H227ZM11 246L13 247V245H11ZM11 246H9V247H11ZM20 246H21V245H19L18 247H20ZM22 246H23V244H22ZM39 246H38V247H39ZM43 246H44V245H43ZM50 246H51V245H50ZM59 246H58L59 249H60V247H64V246H62V245H61L60 247H59ZM65 246H67V245H65ZM73 246H74V245H73ZM12 247H11V248H12ZM30 247H31V245H30ZM54 247H55V245H54ZM54 247H53V248H54ZM75 247H76V246H75ZM153 247H154V246H153ZM153 247H152V248H153ZM177 247H178V246H177ZM227 247H228V246H227ZM227 247H226V248H227ZM231 247H232V246H231ZM13 248H14V247H13ZM72 248H73V247H72ZM77 248H78V247H77ZM80 248H81V247H80ZM149 248H150V246H149ZM159 248H161V247H159ZM159 248H158V249H159ZM173 248H174V247H173ZM173 248H172V250H173ZM251 248H252V247H251ZM19 249H20V248H19ZM50 249H52V247H51ZM55 249H56V248H55ZM55 249H54V254H55L56 252L60 251V250H58V251L56 250V252H55ZM142 249H143V248H142ZM142 249H141V250H142ZM154 249H156V248L154 247ZM232 249H233V248H232ZM10 250H11V249H10ZM12 250H13V249H12ZM12 250H11V251H12ZM14 250H15V248H14ZM14 250H13V254H15V253H14V252H15ZM33 250H35L34 247H33ZM70 250H71V249H70ZM79 250H80V249H79ZM143 250H144V249H143ZM149 250H150V249H149ZM176 250H177V249H176ZM176 250H175V251H176ZM181 250H182V248H181ZM23 251H24V250H23ZM30 251H31V250H30ZM52 251H53V249H52ZM61 251H62V250H61ZM74 251H75V250H74ZM77 251H78V250H77ZM150 251H151V250H150ZM154 251H155V250H154ZM175 251H173V252H175ZM177 251H178V250H177ZM223 251H224V250H223ZM26 252H28V251H26ZM32 252L34 253V251H32ZM48 252H50V251H48ZM48 252H47V253H48ZM225 252H226V251H225ZM232 252H233V251H232ZM28 253H29V252H28ZM52 253H53V252H52ZM136 253H137V252H136ZM140 253H141V252H140ZM146 253H147V252H146ZM171 253H172V252H171ZM179 253H180V252H179ZM181 253H182V251H181ZM44 254H45V253H44ZM78 254H79V253H78ZM148 254H151V253H147L146 256H147ZM223 254H224V253H223ZM16 255H17V254H16ZM16 255H14V256H16ZM26 255H27V253H26ZM32 255H33V254H32ZM34 255H36V254H34ZM38 255H39V254H38ZM55 255H56V254H55ZM79 255H80V254H79ZM174 255L176 256V253H175ZM174 255H173V256H174ZM227 255H228V254H227ZM254 255H255V254H254ZM30 256H31V255H30ZM45 256H46V254H45ZM45 256H44V257H45ZM175 256H174V257H175ZM245 256H246V255H245ZM27 257H28V256H27ZM36 257H37V255H36ZM36 257H35V258H36ZM41 257H43V256H41ZM44 257H43V258H44ZM47 257H48V255H47ZM60 257H61V255H60ZM62 257H63V256H62ZM62 257H61V260H62ZM122 257H123V256H122ZM141 257H144V256H141ZM162 257H163V256H162ZM169 257H172V256L169 255ZM177 257L180 258L179 256H177ZM177 257H176V258H177ZM224 257H225V256H224ZM16 258H17V257H16ZM23 258H24V257H23ZM32 258H33V256H32ZM35 258H34V259H35ZM48 258H50V257H48ZM54 258H55V257H54ZM58 258H59V257H58ZM144 258H146V257H144ZM0 259H2V258H0ZM44 259H46V257H45ZM65 259H66V258H65ZM132 259H133V258H132ZM139 259H141V258H139ZM139 259H138V260H139ZM146 259H147V258H146ZM146 259H145V260H146ZM41 260H42V259H41ZM41 260L39 261V263L41 262ZM67 260H69V259H67ZM67 260H66V261H67ZM71 260H72V259H71ZM78 260H79V259H78ZM90 260H91V259H90ZM133 260H134V259H133ZM141 260H142V259H141ZM148 260H149V259H148ZM31 261H32V259H31ZM48 261H49L48 259H47V261L44 260V263H45V262L47 263ZM50 261H51V259H50ZM75 261H77V260H75ZM75 261L72 260V262H75ZM91 261H92V260H91ZM94 261H96V260H94ZM107 261H108V260H107ZM120 261H121V260H120ZM179 261H180V260H179ZM0 262H1V261H0ZM32 262H33V261H32ZM35 262L37 263V261H35ZM35 262H34V263H35ZM72 262H71V263H72ZM79 262H80V261H79ZM81 262H82V261H81ZM81 262H80V263H81ZM85 262H86V261H85ZM115 262H116V261H115ZM133 262H134V261H133ZM143 262H144V261H142V263H143ZM171 262H172V260H171ZM177 262H178V261H177ZM1 263H2V262H1ZM36 263H35V264H36ZM41 263H42V262H41ZM52 263L54 264V262H52ZM64 263H65V262H64ZM76 263H77V262H76ZM80 263H79V264H80ZM82 263H83V262H82ZM82 263H81V264H82ZM91 263H93V261H92ZM91 263H90V264H91ZM97 263H98V262H97ZM137 263H138V262H137ZM142 263L139 262L138 264H142ZM148 263H149V262H148ZM174 263H175V262H174ZM179 263H180V262H179ZM3 264H4V263H3ZM27 264H28V263H27ZM31 264H32V263H31ZM42 264H43V263H42ZM47 264H50V262L47 263ZM74 264H75V263H74ZM83 264H85V263H83ZM87 264H89V263H87ZM101 264H103V263H101ZM116 264H117V263H116ZM177 264H178V263H177ZM181 264H182V262H181ZM189 264H190V263H189ZM191 264H192V263H191Z\"/></svg>",
    "mask_w": 264,
    "mask_h": 264
},
{
    "label": "built area",
    "instance_id": "built-area-1",
    "mask_svg": "<svg viewBox=\"0 0 264 264\" xmlns=\"http://www.w3.org/2000/svg\"><path fill=\"white\" fill-rule=\"evenodd\" d=\"M4 69L7 70V79L10 82L15 81L21 77V72L18 69L11 67L10 65H8L6 61L2 60L0 61V71ZM87 194H88V188L83 187L80 191V195L85 196Z\"/></svg>",
    "mask_w": 264,
    "mask_h": 264
}]
</instances>
